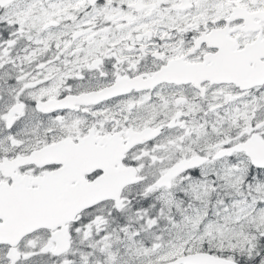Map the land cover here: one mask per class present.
Instances as JSON below:
<instances>
[{"label": "snow or ice", "instance_id": "obj_1", "mask_svg": "<svg viewBox=\"0 0 264 264\" xmlns=\"http://www.w3.org/2000/svg\"><path fill=\"white\" fill-rule=\"evenodd\" d=\"M0 264H264V0H0Z\"/></svg>", "mask_w": 264, "mask_h": 264}]
</instances>
